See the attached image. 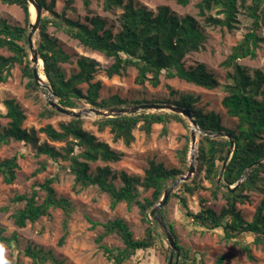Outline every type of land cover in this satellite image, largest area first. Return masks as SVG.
<instances>
[{"label":"trees","instance_id":"trees-1","mask_svg":"<svg viewBox=\"0 0 264 264\" xmlns=\"http://www.w3.org/2000/svg\"><path fill=\"white\" fill-rule=\"evenodd\" d=\"M75 1L66 0L63 10L57 12L56 0H37L42 6V19L35 35V45L39 58L43 61L47 80L62 106L77 108V101H84L91 106L107 109L148 101L142 99L128 101L119 94L100 99L102 84L95 80L99 63L92 58L80 57L77 60L78 70L67 77L62 64L70 60V55L64 51L58 39L48 32L50 26L63 30L84 46L111 58L112 63L106 68L108 77L122 75L128 67H134L137 70L135 81L139 85L148 83L157 87L161 84L162 76H165L167 79L177 77L206 89L221 86L204 63L190 67L185 65V57L191 52L200 51L207 40L205 32L194 16L179 17L167 5L159 6L155 13L145 6L138 5L135 0H98L105 11L122 10L119 16L120 29L114 31L107 27L106 19L93 14L91 6L94 0H81L87 12L86 22L69 18L66 11L71 9ZM177 1L187 5L190 0ZM247 1L200 0L197 6L199 15L205 17L208 25L232 30L237 22L239 7L244 6ZM0 4L17 5L24 13L23 24H12L0 16V49L9 52L8 55L0 53V84L6 83L12 69L19 65L22 74L28 79L27 97L43 99L42 89L35 82L30 61L28 46V33L32 21L30 4L28 0H0ZM247 8L253 18V28L231 48V52L222 62L225 68L231 69L228 73L229 82L223 85L226 95L222 99V105L229 116L237 119V123L233 128L225 126L219 114L198 108L196 106L198 97L193 94H181L173 101V104L187 108L194 114L203 132L199 137L195 175L182 182L166 204L171 198H176L184 217L195 232L218 234L221 241L237 244L248 259L253 261L255 256L249 242L264 251V161L255 165L241 182L240 179L250 166L264 158V70L256 69L251 75L240 60L257 56L263 41L258 31L264 24V0H251ZM214 9L219 16L208 14ZM83 84L87 85L86 90L82 88ZM3 103L7 111L0 116L8 118L9 121L6 126L0 121V145L20 142L30 149L33 156L38 159V166L33 170V175L44 172L50 162H53L58 165L60 171H68L74 176L72 187L75 192L95 187L109 196L111 209H116L120 203H125L128 209L133 207L139 209L141 220L147 225L141 238H135L130 225L123 218H114L106 222L88 218L93 228L99 225L103 227V231L95 240L109 264H125L132 261L139 251H146L155 246L159 237L158 212L156 211L152 218L150 215L161 201L169 183L187 173L188 145L180 151L181 167L178 168H168L163 163L152 160L143 177L126 171L114 172L108 165L97 166L95 172H92V162H117L124 154L86 130L84 128L86 119L70 117L69 121L60 122L58 127L46 124L39 132L44 133L48 141L40 142L34 128L27 129L23 126L26 114L16 100L7 98ZM39 115L42 118H51L61 113L44 102L43 111ZM171 120L184 121L179 114L144 111L117 117H97L93 123L97 125L99 131L108 128L115 142L123 141L129 146L135 140V129L139 128L149 135L153 124L158 123L164 124L163 133H166L167 124ZM221 132L231 134L234 141L232 150L228 138L211 136ZM51 142L63 145L56 147ZM230 150L231 157L219 182L223 162ZM42 156L44 159H40ZM19 168L17 153L0 158V178L4 183L12 184L17 178ZM202 172L204 179L210 183L211 196L217 199L221 195L226 201L220 212L203 205L195 211L189 205L190 197L207 189L198 178ZM58 179L59 173L47 177L42 183H35L29 193L15 194L12 203L22 206L14 210L11 218L16 227L24 228L28 224L38 222L44 216H49L52 209H62L63 234L58 242L62 246L69 234V220L74 206L69 198L57 193L54 184ZM238 182L239 185L232 191L229 187L235 186ZM40 191L44 192L42 199ZM147 191L151 192L150 196L143 195ZM251 192L262 194L263 198L252 219L247 220L239 210L238 204L250 201ZM9 210L10 206L0 207V212ZM160 213L178 243L174 225L166 216L165 206ZM111 234H116L123 246L111 247L104 244V239ZM17 240V232L6 235L5 228L0 226V242L12 246ZM169 249L171 250V247ZM179 249L184 260L173 264H183L187 261L186 251L181 246ZM25 254L34 264L47 262L64 264V260L57 258L52 250H45L43 247L28 245ZM192 262L207 264L202 258L196 257ZM214 264H226V256L219 255Z\"/></svg>","mask_w":264,"mask_h":264},{"label":"rangeland","instance_id":"rangeland-1","mask_svg":"<svg viewBox=\"0 0 264 264\" xmlns=\"http://www.w3.org/2000/svg\"><path fill=\"white\" fill-rule=\"evenodd\" d=\"M65 1L56 0L55 9L57 12L63 10ZM135 1L138 5L145 6L155 13L159 6L167 5L179 17L185 15L194 16L205 32L207 40L200 51L191 52L185 57V65L186 67H190L198 63H204L208 71L221 83V86L215 89H206L177 77L167 79L165 76H162L161 84L157 87H153L148 83L139 85L135 81L137 70L134 67H128L122 75L108 77L106 75V68L112 63L111 58L99 51L84 46L78 40L71 38L63 30L50 26L48 32L58 39L64 51L70 55V60L62 64L67 77L78 70L77 60L80 57L92 58L99 63L95 80L100 81L102 84L100 99L107 98L113 94H119L128 101L142 99L148 101L144 103H151L156 100L164 101L158 103L173 104V101L178 99L181 94H193L195 97H198V101L196 102L198 108H201L205 112H216L221 116L222 123L225 126L230 128L235 127L237 119L229 116L222 105V99L226 95L223 85L229 82L228 73L231 71L230 68H225L222 62L231 52V48L253 28V18L247 8L251 4V0H248L244 6L239 7L237 22L235 23V28L232 30H229L227 27L208 25L205 22V17L199 15L197 4L200 0H190L187 5H183L177 0ZM91 8L94 15L107 20V27L112 28L114 31L120 29L119 16L122 12L121 9H116L113 12L105 11L98 0L93 1ZM86 14L87 12L81 0H76L71 9L66 11V15L69 18L81 22H86ZM208 14L219 16L216 9L210 11ZM0 16L5 17L12 24H23L24 22L23 10L17 5L0 4ZM220 17L222 16L220 15ZM258 32L263 41L258 49L257 56L255 58L240 60V63L247 68L251 75L256 69L264 70V24L260 26ZM0 53L9 54L5 49H0ZM27 82L28 79L22 74L21 67L16 65L12 69L8 81L0 84V114L4 115L7 111L3 101L7 98L15 99L26 114L23 126L27 129L34 128L37 131L40 142L48 141L47 136L39 132V129L49 123L58 127L60 122L69 121L71 116L61 113V115H55L51 118L40 117L39 114L43 111L44 102H47L45 91L41 88L43 99L28 98ZM82 88L86 90L87 85L83 84ZM167 100H171V102ZM135 104L139 103H131L130 105ZM77 106L74 109L80 110L91 105L84 101H77ZM179 115L183 117L184 121L171 120L167 124L166 133H163L164 124L158 123L153 124L149 135L139 128L135 129V140L129 146L123 143V141L115 142L108 128L104 131H99L97 125L93 123L96 117H85L84 128L86 130L93 133L99 140L109 143L112 148L124 154L122 159L117 162H92V172H95L97 166L108 165L114 172L126 171L129 174L143 177L145 170L149 167V163L152 160L163 163L168 168L181 167L180 151L187 145L189 146L188 161L190 158L192 125L187 117ZM0 121L3 126H6L9 119L0 116ZM200 134L198 133V141ZM51 143L56 147L63 145V143L59 142ZM198 144L195 148V154L198 153ZM16 153L19 155L20 164L16 180L12 184H6L0 178V207L10 206L9 211L0 212V226L5 228L6 235L17 232L18 240L12 246L0 242V264H34L33 260L25 254V249L28 245L52 250L57 258L64 260V264H109L107 257L95 240L96 236L103 231V227L99 225L93 228L88 218L97 222L123 218L130 225L135 238L144 236L147 225L141 220L137 207L128 209L125 203H120L113 210L109 205V196L101 193L95 187L87 188L79 193L75 192L72 187L74 176L68 171H60L58 165L53 162H50L44 172L33 175V170L38 166V159L33 156L30 149L20 142L0 145V158L10 157ZM40 159H44V156ZM58 173L59 179L54 184V187L59 195L69 198L74 206V211L69 220V234L62 246L58 244L63 234L62 223L64 212L62 209H52L49 216H44L38 222L28 224L24 228L16 227L11 218L14 210L22 206V204L15 205L12 203V198L15 194L29 193L35 183H42L47 177ZM198 178L202 180V184L207 189L201 190L195 196L189 198L191 209L196 211L203 205L220 212L221 208L226 204L225 199L221 195L217 199L211 196L209 190L210 183L204 179V172L200 173ZM175 181H171L167 188L173 186ZM180 184L174 188L171 196L177 192ZM150 194V191L143 193L144 196H150ZM40 195L42 199L44 192L40 191ZM250 195V201L238 204L239 210L247 220L252 219L258 204L263 198V195L259 193L251 192ZM164 206L168 220L174 225L178 236V244L188 255L187 261L183 264H193L192 259L194 257L202 258L207 264H214L216 258L221 254L226 256V264H264V251L251 242L249 243L255 256V260L253 261L248 259L245 252L237 244L221 241L218 234H200L195 232L184 217L183 210L176 198H171L169 203ZM151 216L150 218H152ZM157 216L163 217L161 213L157 214ZM157 232L159 237L155 246L146 251H139L132 261H128L125 264H167L171 250L169 249L170 245L166 239L165 232L160 224L157 225ZM248 241L250 240L248 239ZM103 243L111 247L123 246V243L116 234L107 236ZM179 260H184L181 250ZM45 264L52 263L47 262Z\"/></svg>","mask_w":264,"mask_h":264},{"label":"water","instance_id":"water-1","mask_svg":"<svg viewBox=\"0 0 264 264\" xmlns=\"http://www.w3.org/2000/svg\"><path fill=\"white\" fill-rule=\"evenodd\" d=\"M28 2L30 4V10H31V7H34V10H35V16H34V18L32 17V21L30 23L31 29L28 33V46H29V51H30V61L32 63V65H31L32 72L34 75L35 82L40 86V88L44 89L45 94H46V100H47L48 104L50 105V107H52L53 109L57 110L58 112H60L62 114H66V115H69L71 117H76V118H85V117H90V116H94L96 118L97 117H117V116H121V115H132V114H136V113L146 111V112L177 113V114H181V115L187 117L189 119V121L191 122V125H192L191 126V150H190V158H189L190 164H189L188 172H187V174L178 178L175 181V183L173 184V186H171L170 188H167L164 191V194L161 198V201L156 205L155 209L151 213V215H154L155 212L157 211L159 214L160 210L163 208V206L166 204L168 198L171 196L174 188L178 184L189 180L196 173L197 154H195V148L199 142L198 141V133H202L203 131L200 129L194 114L189 109L175 105V104L156 103V102L141 103V104L130 105L127 107H114V108H107V109L90 106L87 108L76 110L74 108L62 106L58 102V98L56 97L54 90L52 89L51 85L49 84L47 77H46V83H43V79L41 78V75L39 73V68H38L39 60L41 58H39L38 49L35 45V34L37 33V31L39 29L40 22L42 19V6L37 3V0H28ZM205 134H207V133H205ZM211 136L212 137L224 136V137L228 138L231 142L230 149L232 150L234 148V141L231 138V134H229V133L224 134L221 132L219 134H211ZM231 150L228 152L227 158L223 162V166L221 169V175L218 178L219 182L221 181V178L223 176L225 168H226L228 161L231 157V154H232ZM262 161H264V158L262 160L256 162L252 166H250V168H248L246 173L240 179V182L244 178H246L248 173L251 171V169L255 165L261 163ZM238 185H239V182L235 186H230L229 188L233 191V190H235V188ZM157 219L159 220V224L161 225L162 229L164 230L166 239L169 242V245L171 247V254H170V258H169V261L167 264L178 263L179 256H180V249H179L178 243L175 240V238H174L171 230L169 229V227H167L165 225V223L163 221V217L157 216Z\"/></svg>","mask_w":264,"mask_h":264},{"label":"bare ground","instance_id":"bare-ground-1","mask_svg":"<svg viewBox=\"0 0 264 264\" xmlns=\"http://www.w3.org/2000/svg\"><path fill=\"white\" fill-rule=\"evenodd\" d=\"M31 12H32V17L34 18V16H35L34 7H31ZM38 68H39V73L41 75V78L43 79V83H46V75H45L44 70H43V61L41 59L39 60Z\"/></svg>","mask_w":264,"mask_h":264}]
</instances>
